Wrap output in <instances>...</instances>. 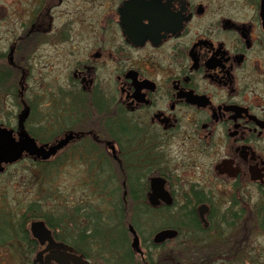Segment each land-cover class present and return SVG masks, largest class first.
Wrapping results in <instances>:
<instances>
[{
  "label": "flooded vegetation",
  "instance_id": "1",
  "mask_svg": "<svg viewBox=\"0 0 264 264\" xmlns=\"http://www.w3.org/2000/svg\"><path fill=\"white\" fill-rule=\"evenodd\" d=\"M48 51L59 73L54 92ZM0 71L7 97L19 101L16 129L2 128L16 141L22 128L45 149L71 137L46 160L23 154L19 162L59 166L73 151L83 167L92 146L108 165L119 164L122 201L133 199L128 184H135V197L151 209L198 221L203 240L189 246L197 255L166 263L253 261L248 242L221 238L245 219L264 230V0H0ZM31 82L42 105L51 104L59 129L51 142L30 134ZM32 223L37 252L52 241L73 249L44 220L49 237L38 238ZM169 243L190 240H151L148 250Z\"/></svg>",
  "mask_w": 264,
  "mask_h": 264
},
{
  "label": "trees",
  "instance_id": "2",
  "mask_svg": "<svg viewBox=\"0 0 264 264\" xmlns=\"http://www.w3.org/2000/svg\"><path fill=\"white\" fill-rule=\"evenodd\" d=\"M30 134L35 140L43 141L32 132ZM97 153L98 151L92 146L87 147L83 153L84 175L91 181L84 183L82 187L86 189V192H90L95 202L69 200L65 202L66 199L61 198L58 192L59 175L54 162L30 163V166L23 161L18 163L26 164L23 170V185L31 188L33 194L38 193L39 197L40 193L43 195L37 202L30 203L25 212L21 208L14 211L15 213L8 208L0 209V264H33L31 255L37 251V243L30 237L27 229L29 222L34 219L44 220L50 228L57 229L58 237L71 245L77 253L85 258L95 257L101 264H142L139 256L131 251L126 225L136 230L141 245L145 249L144 256L147 264L155 262V254L148 250V245L152 250L155 248L150 245V237L154 230L156 232L165 227L178 231L175 240H190V243L178 244V249H174L171 254L165 252L164 257L182 260L188 254L197 255L195 248L196 253H190L189 246L195 247L197 242L203 240L201 236L203 230L198 221L185 215L177 220L168 221L171 218L167 215L169 212L151 209L143 197H135V184L134 186L128 184V190L133 194V199L122 201L119 195L120 187L112 183L107 184L108 181L106 183L102 181L106 176L110 179V175L114 174L111 166L101 157V154ZM5 174L6 172L0 174V177H4ZM17 175L19 177L22 174ZM6 186L10 187L9 184ZM0 190L5 191V184H0ZM233 220H235L234 217L229 223L231 226L234 224ZM156 222L159 224L161 222L158 229L155 227ZM146 232L149 233L144 236ZM22 247L26 253L22 252ZM93 247L96 251L90 256V251L95 250L92 249ZM174 264H184V262L177 261Z\"/></svg>",
  "mask_w": 264,
  "mask_h": 264
},
{
  "label": "rangeland",
  "instance_id": "3",
  "mask_svg": "<svg viewBox=\"0 0 264 264\" xmlns=\"http://www.w3.org/2000/svg\"><path fill=\"white\" fill-rule=\"evenodd\" d=\"M50 64L48 65V69L46 71V80L47 82H51V92H54V89L56 88L57 82H58V76L59 73L56 71V69L52 68L51 65L55 64V58L54 54L50 51H48ZM31 59L34 60V63L37 65L38 61L40 60V56L35 55L32 56ZM4 70V69H2ZM5 71H0V73H4ZM37 71H33V75H37ZM9 91V87L7 84H5V81L3 79L0 80V123L3 124L6 127H10L12 129H16V120L14 119L17 115V103L18 98L17 97H7V92ZM40 88L39 86L31 82V88L29 89L27 93V97L30 99L33 107V114L31 115L30 119L28 120V127L32 130L35 135H37L38 138L41 136L44 137H50L51 139H48L50 142L56 138L59 129L55 126V120L52 118V115L49 114L50 107L48 104L46 107L42 105V101L40 98ZM26 98V97H25ZM13 99V100H12ZM12 100L13 103H9V101ZM14 104V105H13ZM52 118V119H51ZM39 128L43 129L42 132L38 133ZM73 151L71 153L69 151L63 152L62 158L63 163H61L59 166H57L58 169V182H57V188L58 192L66 201L71 202H95V199L91 196L90 192H86V189L82 187L84 183L89 181L88 178L84 175V168L77 166V164H74V160L72 159ZM60 158V157H59ZM177 158V157H176ZM58 159V158H57ZM56 159V160H57ZM53 160V161H56ZM111 171L114 175L111 176L112 185L118 186L120 183L118 182L119 174V164H110ZM24 167L25 164H17L12 167L6 168V174L4 177H0V184H5V191L0 190V209L8 208V210L16 211L18 208H21L23 212H25L26 208L29 206L32 202H37L40 197L43 195V193H40V197L37 193L33 194L31 188L26 187V185H23V178H24ZM56 167H54L55 169ZM54 172V171H53ZM22 174L19 177H17V174ZM102 181L106 182V179H103ZM6 184H9L10 187L6 186ZM4 195V197H2ZM224 195V194H223ZM62 200V199H60ZM43 205H44V199H41ZM70 202V204H71ZM77 205V204H75ZM15 213V212H14ZM61 214V213H59ZM64 214V213H63ZM171 218L168 219V221H174L177 220L175 218V215H170ZM169 216V217H170ZM38 219L32 220L31 222H37ZM161 221V220H160ZM167 221V222H168ZM253 224V221H251ZM30 224V222H29ZM28 224V225H29ZM156 229L159 228L160 224L159 222H156ZM254 226H250V221L243 220L239 227L237 229L227 232L223 235L221 238L226 241V243H233V241H242V242H248L249 246L251 247L252 255L254 257L253 261L250 262V264H264V230H260L259 226L256 222H254ZM128 227V225H126ZM146 227V226H145ZM147 230V229H146ZM62 231L64 229L62 228ZM155 232V230H154ZM149 232L144 233V236H146ZM152 236L150 237V239ZM129 239V246L131 243V235L128 234ZM169 247H166L165 249H161L159 252H155L154 254V264H173V263H166L164 261V254L165 252H169L168 248L170 249H178V247H171L175 246L173 243L168 244ZM92 249H95L94 247ZM143 249V248H142ZM95 250H91L89 255H94ZM144 251V250H143ZM22 252L26 253L25 249L22 247ZM134 253V252H133ZM35 254V253H34ZM34 254L31 255L32 259H34ZM135 254V253H134ZM159 254V255H158ZM136 255V254H135ZM9 259V258H8ZM90 264H101L98 260H96L95 257L87 258ZM177 262V261H176ZM13 264V263H12ZM242 264V263H238Z\"/></svg>",
  "mask_w": 264,
  "mask_h": 264
},
{
  "label": "water",
  "instance_id": "4",
  "mask_svg": "<svg viewBox=\"0 0 264 264\" xmlns=\"http://www.w3.org/2000/svg\"><path fill=\"white\" fill-rule=\"evenodd\" d=\"M28 111L25 110L19 116V122L23 123L28 116ZM20 128L18 133V140L16 141L12 137V132L8 131L5 128L0 126V173L4 171V166L11 165L22 158L23 154H29L30 156H35L41 160H46L50 156L55 155V153L62 149L67 142L71 139L70 136H67L57 142L56 145L48 147L45 149L43 146H37L34 140L28 137ZM4 165V166H3ZM161 198V197H160ZM157 195L153 194L150 197L151 205H157ZM31 229L38 238L44 239L49 237V233L45 231L44 226L41 222H34L31 224ZM35 229L38 230L35 231ZM130 234L132 235V241L130 244L131 249L141 254L139 249V240L138 237L131 226L128 227ZM45 232V234H44ZM177 232L174 230H165L157 233L153 242L155 244L163 243L166 240H171L175 238ZM45 241V240H44ZM48 252V255H43ZM73 249L64 244H57L55 242L48 243V246L38 252L35 256L34 263L40 264H89L88 261L84 259L82 255H75Z\"/></svg>",
  "mask_w": 264,
  "mask_h": 264
}]
</instances>
